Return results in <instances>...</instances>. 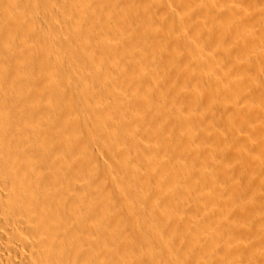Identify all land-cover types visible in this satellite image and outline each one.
I'll list each match as a JSON object with an SVG mask.
<instances>
[{
    "label": "bare ground",
    "instance_id": "obj_1",
    "mask_svg": "<svg viewBox=\"0 0 264 264\" xmlns=\"http://www.w3.org/2000/svg\"><path fill=\"white\" fill-rule=\"evenodd\" d=\"M89 1L96 4V6L94 4L92 5L91 2L88 3L89 9L87 10V14H86L88 23L94 24L96 26L95 28H99V27H103V26H107V27L109 26L113 30V27H112L113 24H111V23H114V21L112 22V20L109 19L110 20L109 22H111L110 23L111 25L109 23H108V25H104V24H107V22L104 23L105 19H103L104 17H102L100 14V12H102L101 10H103V8H101V6L103 4L102 0H95V1L89 0ZM111 1H110V4H113V5L117 4L116 6L118 8L119 0H118V3H117V0H113L112 2ZM74 3H75L74 0H0V264H139L140 262L138 263V259L140 257H141V260L142 259L144 260V264H172V261L174 259L173 260L171 259V256L169 255L171 253H168V254L166 253V255H165V256H167L166 258H168V256H170L169 258L171 259L170 260L168 258L169 260L168 259L166 260L165 256L162 257V255H164L163 253H161L162 251L161 252L159 251L162 248V245H159L158 243H160V241L162 242V239L160 238L161 240H159V241L156 238L153 239L152 237H154V235L151 237L152 232L150 234L149 231H147V228L151 224H152V226H153V223H157V224L159 223V225H161L160 222H162V221H160V219L163 215L161 214L159 217L160 212H158L161 209H159L156 212V210L158 208L155 209L154 207H157V206L159 207V206L163 205V207H165V209H166L165 211H171L172 213L174 212L175 216L177 213H179L180 214L179 217H181L182 220H181V218L177 217L178 215L176 217L178 218V220L180 219L182 221V223L184 222L183 220H186V222L193 223L194 225L196 224V222H198V223L200 222V217L204 211H202V213L200 212L201 215L198 214L199 215L198 216L197 212L199 211V209L197 207L195 208L194 204H193L194 208L188 207V206H190L188 204L189 200H188V202H186L184 200V198L182 197V196L185 197L184 191H183L184 192L183 195L181 193V196H178L179 195L178 194L177 195L178 197H175V196L170 197L168 195L160 193L161 189L159 192L157 190L158 188L157 189L152 188V190H150V192H148V189L150 188V187H148L147 188L148 193H147L146 191H143V190H146V188L143 190L138 189L136 187H140V185H135L134 183H133L134 186L133 185H125L126 186L125 190H124V188H122V187H124V185L122 186V182H120V180L122 181V179H123V178L121 179V176H123L125 173H128L129 170H130L129 171L130 174L129 173L128 174L130 176H132L131 172H133V175L138 174L140 176V174H141L143 176V173H140V170H141L140 166H139L140 164L139 165H136V163L132 164V163H134V161H132V162L130 161L129 154L135 153V154H139V156H140V150L144 151L146 149L147 145L141 146V144H139V145L137 144L139 146L140 150L135 149V148H138L135 146H134L135 148L133 146H131V148H133V149H130V148H128L129 146H127V144H124L123 146L121 144H117L115 142V140L112 139L107 134L106 139H107L108 144L110 146L114 147L115 150H120L119 151L120 155L118 157L115 156L116 157L115 160L118 161L117 166H119V169L121 168L122 175L119 174V173H121V170H119L120 171L119 173H117L116 171L114 173V172H111L110 169L105 168V169H108L107 171L109 173L111 172L110 174L108 173L110 176L109 177L110 180L109 181L107 180L108 183L104 182L106 180L97 176V174H98L97 172L101 168V167H99V166H101L100 161H99L101 159H96L95 156H92L90 154V152H88L89 149H87V148L93 146V144L98 143L100 141V138L103 135L106 128L108 130L110 129L109 123L113 122V115H110V116L105 115L104 117H102L100 115V113H101L100 109H86L84 106L85 105L84 102H86V101L84 100V97H83L82 93L80 92V88L83 85L88 84L90 82H96L105 91L106 87L117 84L116 82H118V81H116L117 79L116 80L114 79V77L116 76V75L114 76V74H118L119 71L121 73V68H124V66H126L125 69H127V65H129L130 63L129 64H126V63L128 61H130V59H132L131 57H133V55H135V53H130L131 49H129L130 51H127L126 50L127 47L125 45V47L123 46L124 51L122 50L123 48H121L119 46L120 49L122 50L121 52L114 50V48L119 49L117 47H114L113 49H107V50L103 47V50H106V51H103L104 52V54H103L100 51L101 47H99L100 43H101L100 39H102V38L99 39V37L97 36L98 33H100L98 31L103 29V28H101V29L99 28L97 32L93 31L95 36H93L92 40H89L90 39L89 38V39H87V42L81 41V42H84L82 45L83 48H79L80 50H78V49L74 50V48L72 49L71 47H74L73 45L77 44L78 43L77 41H80V39L77 40L78 38H74L73 40H72V38L74 37V35H78V37H79V34L81 35V32H80L81 29L74 25V22H75L74 18H76V17H73L77 11V9H75V8L78 7L77 5L75 6V4H77L79 2H77L75 4ZM91 5L93 7H91ZM106 6H108V8H110L109 6H111V5H106ZM102 7H105V5H103ZM91 8H93V10H90ZM97 8L98 9L101 8V9H99L100 11H97ZM105 8H107V7H105ZM111 8H112V6H111ZM114 9H115V7H114ZM122 9H124V8H122ZM115 10H117V9H115ZM66 12L69 13V14H67V16L70 15L69 17H66ZM125 12H126V10H125ZM122 14H125V13L123 12ZM116 16H117V14H116ZM119 16L122 20H124L123 19L124 15L121 16L119 14ZM119 16L117 18H119ZM103 20H104V22H103ZM129 21H130V19H129ZM176 21H178V20H176ZM182 21H183V19H182ZM116 22H118V21H116ZM180 22H181V20H180ZM260 22H261V20H260ZM263 22H264V19H263ZM114 24H117V23H114ZM121 24H120V26H121ZM176 24L178 26V24H180L179 21ZM61 25L67 26V27H65L67 29L69 28L68 29L69 34H68V30H67V33L63 32V30L65 28L62 29V31H61V27H62ZM123 25L124 24H122L121 28L123 27ZM183 25H184V23H183ZM183 25H181V26H183ZM109 27L106 29H109ZM118 27H119V25H118ZM180 27H178V28H180ZM124 28H125V26H124ZM124 28H122V29H124ZM131 28L132 27L129 28L130 31H127L129 34L127 32H122L121 35L123 36V33H127L128 35H130V32L132 31ZM168 28L170 29V27H168ZM168 28H167V30L169 31ZM114 30H116V29L114 28ZM124 30H128V29L125 28ZM103 31H105V30H103ZM109 31H110V29H109ZM109 31L106 30L105 32L110 33ZM120 31H121V29H120ZM39 32H41L43 34L44 41L37 43L36 40L38 38L35 39L36 38L35 36ZM105 32H101L102 33L101 35L102 36L107 35V34H105ZM111 33H113V32H111ZM131 33H133V31ZM171 33H167V35L168 34L170 35ZM201 33L202 32H200V34ZM70 34H71V36H70ZM173 34L175 35L176 33H173ZM177 34L179 35V33H177ZM214 34H215V31H214ZM118 35H119V32H118ZM121 35H120V37H122ZM146 35L147 34H145V36ZM159 35L161 36V34H159ZM162 35L164 38L165 35L164 34H162ZM37 36H38V34H37ZM102 36H100V37H102ZM110 36H112V35L109 34V36H107V37L109 38ZM114 36H115V34L113 35V37ZM202 36H204V35H202ZM206 36H208V34ZM145 38H147V36ZM218 38L219 37L217 35V38H216L217 42L219 40ZM222 38H220V43L222 41ZM75 39L77 40L76 42H74ZM124 39H125V37H124ZM127 39H125L126 43H127ZM129 39H130V37H129ZM206 39H207V37H206ZM208 39L210 40V37H208ZM209 40H207V41L205 40V42L209 43L208 42ZM214 41H216V40H214ZM214 41H212V42H214ZM225 41H226V39H225ZM247 41H248V39H247ZM126 43L124 42V44H126ZM243 43H245V42H243ZM129 44H130V42L128 41V45H127V46H129L128 48H130ZM222 44H223V42H222ZM222 44L220 46L223 47ZM226 44H227V41H226ZM245 44H247V43H245ZM245 44H244V46H245ZM117 45L118 44H116V46ZM164 45L166 47L170 46L168 44L167 45L164 44ZM77 46H79V45H77ZM165 46H164V48H166ZM171 46H172V44H171ZM226 46H229V45L227 44ZM241 46L242 45H240V48H241ZM244 46H243V48H244ZM238 47H239V45H238ZM253 47H254V45H253ZM259 47L261 48L262 45L261 46L259 45ZM243 48H242V51L247 49V48H245L243 50ZM262 48H264V47H262ZM98 51L101 55L103 54V56H102L103 59H106V61L108 62L107 66H102V65H99L97 63L96 56H98L97 55ZM240 51H238V52L240 53ZM196 52L199 53L202 51H199V52L195 51L194 53L196 54ZM244 52H246V51H244ZM253 53L251 52V55ZM191 54H193V53H191ZM202 54L199 53V56H197L198 54L195 55V57L197 56V59L196 58L195 59L198 60V57L200 59L201 58L200 55H202ZM235 54H237V53H235ZM149 55H148L149 60H148V57L146 56L147 60L145 59V61L150 62L153 59L152 57L150 59ZM166 55L169 56V58H171L172 56H174V57L176 56L174 53L172 54V56H171V54L169 55V52L166 53ZM166 55H163L164 57H162V55H161L162 58H165V59H163L166 61V62L163 61L164 64L166 63L165 65H167L171 61H175V59L170 60ZM240 55H243V54L240 53ZM240 55H239V57L241 58ZM140 56H139V58H140ZM155 56H158V55L154 54L153 57L156 58ZM190 56H194V55H190ZM249 56L250 55H248L246 57H249ZM161 57H158V58H161ZM139 58L137 57L136 59H139ZM204 58H206V57H204ZM204 58H201V60H199V61L202 62V60H204ZM236 58L238 59V57H236ZM121 59H124V62L126 60V63H125L126 65H124L123 63L120 62ZM131 61H133V60H131ZM135 61H136L135 64L138 65V62L139 63L141 62V58H140V61H138V60H135ZM154 61L155 60H153L151 62L153 63ZM160 61L156 60L155 61L156 63L154 62L155 65L152 64L153 66L157 67V69L155 67H153L154 69H156L155 70V71H157L156 73H158V69L160 67L159 65L157 66L156 64H158L157 62H160ZM143 62H144V58H143ZM179 62H181V61H178V63ZM119 63H120V65L122 64L124 66H122L120 68V70L117 71L118 73H115L117 70L116 68H118L117 66H119ZM176 63H177V61H176ZM192 63H190V64H192ZM136 65H133V66H136ZM160 65H163V63L162 64L160 63ZM142 66H140V67H142ZM147 66L149 67V63L146 65V67L144 65L145 68H147ZM150 66H151V64H150ZM164 66H162V67H164ZM168 66H169V64H168ZM130 67H132V65L128 66V68H130ZM179 67H180V65H179ZM135 68H138V67L136 66ZM153 68L151 66V68H148V70L151 69V72H152ZM174 69H175V67H174ZM174 69L169 67V71L170 72L172 71L171 73L176 72L175 70H177V69H175V70ZM129 70L131 71V68ZM145 70L146 69H144V71ZM133 71H135V72L139 71V68L137 70H132L131 75L134 74ZM142 72H143V70L141 71V74H140V71L138 74L141 76ZM124 73H125V71H124ZM148 73H150V72H148ZM152 73L154 74V72H152ZM171 73L168 75L173 76L174 74H171ZM159 74L162 77H160ZM159 74H156V75H158V79L159 78H161V79L165 78L163 76L164 73H163V75H161V73H159ZM126 75L124 74L123 76L127 77L128 75H130V73L127 76ZM147 75L148 74L146 73V75H143V77L144 76L147 77ZM177 75H178V73H177ZM123 76H122V78H124ZM117 77H120V76L117 75ZM117 77H115V78H117ZM132 77H133V75H132ZM174 77L175 76H173V78ZM138 78H140V77H137L135 80L138 81ZM161 79H160V81H161ZM113 80H115V83ZM118 80H120V82H118V84L119 85L121 84V86L127 84L125 79H123L125 81V84H123V85H122V83H124V82L121 83L122 80L120 78ZM62 81H69L70 83H72V85H73V91L72 92H73L74 100L80 109H38L40 106V100H39L40 95L44 96V94H48L47 97H49V95H50L51 97L54 96L56 98V97H60V96L64 95L67 92V90L62 86V84H60ZM127 81H128V79H127ZM170 81H171V78H170ZM166 82H167V80H166ZM184 82L185 81H181L180 83L183 85ZM129 83H128V85L125 86L124 89H126V87H127L126 91L128 89H131L129 91H131V93H132V91L135 89L136 83L134 84V88L133 87L131 88L130 87L131 84L129 85ZM138 83H137V85H139ZM178 83L179 82L175 83L174 86H176V84L178 85ZM118 84H117V86H119ZM162 84L159 83L158 86L162 85ZM117 86H115V87H117ZM121 86H120V88H121ZM183 86L186 87V85H183ZM120 88L117 87V89H120ZM138 88H139V86H138ZM114 89L116 90V88H114ZM122 89H123V87H122ZM139 89H137V91H139ZM171 89H169V90H171ZM173 89L175 90L176 88H173ZM169 90H167V92ZM106 91H105V93H106ZM117 91L118 90L112 91V92L114 93ZM126 91L124 93L123 92H121V93H123V95H127L129 93V91L128 92H126ZM134 91H133V93H134ZM141 92H143V90H141ZM172 92L175 93L176 91H172ZM163 94L161 93V95H158L157 98L159 96H163ZM123 95H122V97H123ZM129 95H131V94L129 93ZM135 95H137V93ZM135 95H134V97L136 98ZM107 96H109V94ZM126 97H128V95ZM134 97L132 98L133 100H134ZM128 98H130V97H128ZM139 98H141V97H139ZM144 98H142V99H144ZM124 99H126V98H124ZM83 100H84V102H83ZM129 100L130 99H128V101ZM105 103H108V102H105ZM132 103H134V101H132ZM108 104H107V106H108ZM174 104L175 103L170 104L171 107H173ZM213 107H214V110L219 109V106L216 102H213ZM179 110L180 109H178V111ZM158 111H159V109L157 110V112ZM168 111H169V109H168ZM174 111H175V109L172 112L174 113ZM184 111H185V109H184ZM169 112H171V111H169ZM179 112H178V114L177 113H174V114H176V115L181 114ZM189 112H194V111H188L187 114ZM151 115H149V116L151 117ZM149 116H148V119L150 118ZM154 116H153V118H154ZM159 116L161 118L162 115H159ZM166 116H165V118H167ZM239 116H241V115L239 114ZM170 118L178 119V118H175V116L169 117V119ZM148 119L144 120V121H148V123H150ZM184 119L185 120L179 119V120L173 121L172 125H175L177 123L178 126H181V127L185 126L186 128H188L190 125L196 126L197 121H199V119L197 120V117L195 116L194 113H189ZM171 120L172 119H170L169 121H165V122H170ZM151 121H152V118H151ZM155 121H156V119H155ZM155 121H153V122H155ZM129 122H128V124H130L132 126L131 121H129ZM157 122H158V120L156 121V123ZM148 123L144 124V125L147 126ZM115 125L116 124H113L114 127H112L111 130L113 131L114 134L119 136V134L121 135V133H123L125 130H127L126 127L127 128L129 127L130 131L132 130V132H134V133L136 130H137V133H139L137 128H139V126H142L143 124H140L139 126L137 125L138 127H136V128L134 125H133L134 127L133 126L130 127V125L129 126L124 125L123 127L125 128V130H122V131H121V129H123V127L120 129L119 127H117ZM158 125H156V126H158ZM197 125H199V124H197ZM149 126L150 125H148V127ZM151 126H152V124H151ZM156 126H155V130L157 128ZM158 127L159 128L157 131L160 132L162 130L161 126H158ZM133 128L136 130L134 131ZM147 128H146L147 132H145V130H144V133L149 135V132H148L149 128L148 129ZM197 128L198 127H195V129H197ZM139 129H141V127ZM152 129H153V127H152ZM108 130H107V132H108ZM193 130H194V128H193ZM84 131L91 134L90 138L91 137L92 138L90 141H89V139L87 141L82 140V137L80 134ZM112 131H111V133H112ZM128 131H127V133L129 134L130 131L129 132ZM152 131L155 132L154 129ZM132 132H130V135H129L130 137H131ZM153 132H151V135ZM137 133H135L137 135L136 136L137 138L135 137L136 139H138V136L139 137L141 136V135H138ZM144 133H142V134H144ZM229 133H231V132H229ZM231 134L233 135V133H231ZM132 135L134 136L133 133H132ZM148 135H146V136L149 139L150 137H148ZM161 135H162V133H161ZM161 135L159 134L160 137H161ZM232 135H231V138L233 137ZM146 136H144V137H146ZM156 136L158 137V135H156ZM102 137H104V136H102ZM155 138H154V142L151 141V143L152 142L154 143L152 146H154L156 143ZM158 139H160V138H158ZM161 139H162V137H161ZM91 141H94V143H92ZM156 141L158 142V140H156ZM137 143H139V142H137ZM178 144L177 143L172 144V142H170V144L168 146L169 149L166 148L167 146L165 148L167 150H170V151H168V153L171 152L170 154H172V155L174 152H175L174 154H178V150H179ZM96 145L97 144H95L94 146H96ZM99 145H101V144H99ZM156 145H157V143H156ZM179 145H181V144H179ZM103 146H100L99 148L101 149L103 147L104 149L102 151L106 152L107 146L104 143H103ZM125 146H127V147H125ZM157 146H159V147L162 146V149H164L165 145L163 146V145H160V143H159V145H157ZM150 148H151V146H150ZM91 149H93V148H91ZM95 149L99 150L97 147H95ZM147 149H149V148H147ZM156 149H157V147H156ZM156 149L154 151H152V149H151L150 150L151 153L152 152L156 153L157 152ZM166 149H164V150H166ZM132 150L134 152H132ZM191 150L193 151V149H191ZM99 152H100V150H99ZM115 152L116 151H114V153ZM144 152H146V151H144ZM147 152L144 153L143 156H145V158L149 161V163H152V161H153L152 167H154V172L152 173V169H150L149 163H148L149 166H147V167H149V169L151 170V173L153 175L155 174L154 177L157 176V178H161L160 176H163V175L164 176L165 175H170V176L172 175V177H174L177 182L183 184V187L186 188V190L187 189L190 190L191 188H193V186H191V181H193L194 179H197L198 177H203V178L205 177L204 181L210 180L211 178L206 179V177H210V176L212 178H214L213 180L217 179V177H216L217 175L214 174V170H216V169H214L213 167H210L209 165H202L201 164V162L203 164H207L205 161H204L205 162L204 163L203 161L200 160L201 162H199V164H198L199 166L195 165L196 161L198 160V159H196L198 156L192 157V158L196 159V161H194L191 158V156L196 155V154H192L188 159L189 161L186 159L187 162L184 160L186 157H182L183 158L182 161H177V158L181 156V155L179 156V154H178V157L177 158L174 157V158H176L177 162L181 163L180 164L181 166L179 164H178L179 166H177V162H176V164H174V165L169 163L170 166L168 165V163H165L168 166V167H165L166 165L163 164L165 160L163 158H161V154L159 157H160V160H162V161L164 160L163 162L157 158L159 153L158 154L154 153L155 155H157V156H155V155H151ZM158 152L161 153L160 149L158 150ZM187 152H189V150ZM99 154H102V152H100ZM116 154H114V155H116ZM183 155H184V153L182 154V156ZM96 156H98V155H96ZM137 156L138 155H136L134 157H136L138 159L139 157H137ZM175 156H177V155H175ZM219 156H220V154H219ZM99 158H101V156ZM141 158H139V159H141ZM110 159H112V158H110ZM131 159L133 160V157ZM192 160L195 164L192 162ZM260 160H261V158H260ZM104 161H102V163ZM113 161L114 160H112V163H113ZM130 162H131V164H130ZM154 162H155V164H154ZM165 162H167V161H165ZM105 163H107V162H105ZM110 163H111V161H110ZM162 165H164V167H162ZM175 165H176V167H175ZM221 165H223V164H221ZM103 166L105 167L106 165H103ZM107 166H108V164H107ZM113 166L115 167L116 165H113ZM113 166H111V167H113ZM226 166H227V164H226ZM161 167L164 168V170L161 169ZM227 167H229V166H227ZM229 168L231 169V167H229ZM229 168H227V169H229ZM159 169H161V175H160ZM224 169H225V167H224ZM146 170L148 171V173L146 172ZM146 170H144L146 172V175L143 177L144 179L143 178L142 179L145 180V177H147L146 182L148 183L149 182L148 179L150 178V177H148V176H150L149 175L150 170H148V169H146ZM162 170H163V173H162ZM158 171H159V175L157 174ZM217 171H218V169H217ZM221 171H222V168H221ZM228 171L224 170V171L220 172L218 177H222L221 178L222 180L225 178H227L229 180V176L231 178L232 174H229ZM232 171H231V173L236 174L237 172L235 173L234 171H239V170H232ZM238 173H240V172H238ZM247 173H249V172H247ZM164 176H163V178H164ZM241 176H242V174L239 176L236 174V177L234 175L233 177H235V178H233V179H236V178L239 179V177H241ZM248 176H251V175H248ZM128 178H129V176H128ZM163 178H161L160 180H162ZM254 178H255V176H254ZM129 179H128V181H129ZM221 179H219V180L221 181ZM238 179L232 180V182H230V183H234V181L236 182ZM250 179L251 178H249V180ZM246 180H248V179H246ZM128 181L125 180L124 181L125 183H123V184H126V182H128ZM204 181L198 180V182H199L198 183L197 181L194 180V182H197V185H199L200 183H203ZM223 181H225V180H223ZM227 181H225L224 186H228L227 184H229V186H230V183H226ZM238 181H240V180H238ZM248 181H247V183H248ZM256 181H259V180H256ZM129 182H131V181H129ZM143 183L146 185L145 181ZM256 183H258V182H256ZM258 185L261 186L259 183H258ZM233 186L238 187L236 185H233ZM142 188H143V186H142ZM199 188L202 189L201 187H199ZM203 189H204V186H203ZM233 189H235V188H233ZM188 190L186 192L187 194L189 193ZM136 192L139 193L138 196L139 197L141 196L142 201L144 199H146L147 200L146 203L151 205V206H149L147 204V208L150 209V207H151V210L153 209V211L147 210L149 212L143 210L144 212L142 214H140L142 212V210L139 211L140 213H138V214L142 215V217L139 215L141 217V222H140V220L139 221L137 220V219H140V217L137 218V216H136L137 214H135V212L137 213V211H135L136 206L133 205L135 202H136V204L140 203L141 198L140 199L138 198L140 200L138 202V201H135L137 199L134 196L133 204H132L131 202H132L133 197L132 198L129 197V196H133L134 195L133 193H136ZM229 192H231V191L229 190ZM151 193H156V194L158 193V194L155 196V195H152ZM190 193L193 194V191L192 192L190 191ZM232 193H234V192H232ZM103 194H109L110 195L109 197H111V195H112L120 207L126 208L127 210H129V212L132 213L131 215H129V212H128L129 216H132L134 213V215H133L134 217L132 216L131 219L136 218L133 220L139 226V229H138L139 231H137L138 233H136V235L138 234V236H136L134 234L136 237H134V236L127 237V235H126L127 232L131 231V230H128L127 232L124 231L125 225L127 224V222H126L127 218L125 220L123 218V216L119 215V212H117L116 209L110 208V206H107V205L105 206V204L102 202V200H104V199H102ZM150 194H151V196H150ZM187 194H186V196H187ZM228 194L224 195L225 199H228V198H226V196ZM160 195H163V196L165 195V196L162 197ZM153 196H155V197L153 198ZM128 197H129V199H128ZM189 197H190V195H189ZM207 199H208V197H207ZM129 200L131 202H129ZM209 200H207V202H209ZM80 201H81V203H80ZM223 201L228 202L226 200H223ZM233 202H235V200H233ZM191 206H192V202H191ZM207 206H204L203 208L207 209ZM138 207L139 206L137 205V208ZM163 207H161V208L163 209ZM154 209H155V211H154ZM206 209H205V212L207 213L208 210L206 211ZM201 210H202V207H201ZM244 210L242 211L243 215H244ZM249 211L250 210H248V212ZM171 212L169 214L170 217H172L171 215H174V214H171ZM157 213H158V217L160 218L158 221H160V222H157V218L155 216V214H157ZM161 213H164V210ZM249 213H252V211ZM249 213H247L245 216H247L248 219L250 220L249 216H252L253 214L249 215ZM222 215L221 216L219 215L220 219L216 218V216H215L216 221H217V219L219 221L221 220L220 222L217 221L220 224L223 221L221 219ZM224 215H223V217L226 218ZM165 216L166 215H164V217ZM175 216H174V218H175ZM164 217L161 219V220H165L163 222H166L168 218L171 220L170 217H165V218ZM203 217H201V220H203ZM206 217H207V215H206ZM115 219H117V223L115 222ZM234 219L236 220V218H234ZM237 219H239V218H237ZM204 220H207V218ZM225 220L226 219H224L223 222H225ZM171 221H173L171 223V224H173V226L170 225L169 223L168 224L170 226L176 228L175 225L178 223L177 219L175 220V222H174V219ZM239 221H236V222L238 223ZM227 222L228 221H226V223ZM234 222L235 221H233L232 223H234ZM246 222H244V224L241 222L240 224L245 225ZM203 223H206V224H204V226L206 225L205 226L206 228L205 227L203 228L202 227L203 225L201 226L200 225L201 222H200L197 226V227H199V229H197V230L198 231L200 230L199 233H201V234H198L197 233L198 231H196V233L198 234V235L197 234L196 235L198 237H199V235H201L200 237H203V239L204 238L208 239L210 234H211V231L209 229L210 226H209V224L207 225V222H203ZM226 223H225V225H227L226 226V230H227V227H231V226H228V224H226ZM157 224H156V229H153L154 226L152 228L154 230L153 232H155V233H156L155 230H157V228L159 227V226H157ZM215 224H213V226ZM223 224L224 223H222V225H220V226L223 227ZM132 225H130V227H134ZM179 225H180V228L183 229L182 228L183 226L181 227L182 224H179ZM179 225L177 224V227ZM189 225L187 226L188 228L191 226V225L190 226ZM225 225H224V228H225ZM172 227H169V229L173 230ZM184 227L186 228L185 225H184ZM195 227H193V228L195 229ZM246 227H248V226H246ZM246 227L244 228L245 230H246ZM120 228L123 230V232L121 234L122 236L120 235L119 236L120 238H118L116 236V230H118ZM143 228L146 229L144 234H142ZM164 228L165 227L163 226V228H162L163 231H166V230H164ZM188 228L183 230V233H182V230L179 233V234L182 233L184 236V239H181V240H186L187 238H189L190 241L192 240L193 245H197V246H199L200 244L202 245L203 244L202 238L197 237L199 239L198 240L197 238L193 239V238L189 237V234H191V230H193V229L188 230ZM232 228H234V227L232 226ZM169 229H167V230H169ZM205 229H208V230H205ZM125 230H126V228H125ZM140 230H141V232H140ZM174 230H176V229H174ZM233 230H235V229H233ZM173 231L170 234H173ZM223 231L224 230H222V232ZM228 231H231V230H227V232ZM235 231H233V232H235ZM241 231H243V230H241ZM169 232H168V234L165 233V235L169 236ZM194 232L195 231H193V233ZM156 234H158V233H156ZM162 234L164 235V233L160 234L161 237H162ZM225 234L226 235L223 238L224 239L226 238V240L223 241L224 239L222 238V241H223L222 242V241H220L221 240L220 239L219 245L221 242L222 243L226 242V244H228V245L231 244L230 241H232V240L229 241L228 235H230V239H231L232 234H227V233H225ZM129 236H131V234ZM166 236H165V238L163 236V241L165 243H167L164 240V239H166L169 242V246H170V243H171L170 241L172 240L171 244H173V236H176V234L172 235L171 240H168V239H170V237L169 238L167 237L168 238L167 239ZM186 236H188V237L186 238ZM133 237L135 239L137 237H139V239L143 243L142 245L147 244V246H145V248L146 247L149 248L150 246H152L151 244L155 245V243H157L159 245V246L157 245V247L159 248V249L157 248L158 251L156 250V248H153L156 245L152 246V249L149 248V250H147L146 252L148 253V251H150L149 255L150 254L152 255V257L150 258L151 255L149 256L145 252V250L147 248L144 249V246L140 245L141 246L140 251H138V249H135L136 247H134V245L132 243H130L131 242L130 241L129 242L130 244L128 243V245L127 244L126 245L128 246V248H129V245L130 246L133 245L134 249L138 252L134 253V251H135L134 249H132L131 251H133V254H139V256L129 254V253H131L129 249L133 248L132 246L128 249L129 253L126 250V252L128 254H126V252H124L125 254L124 253L120 254L121 252L119 253L117 242L120 245V243H122V242H119V241L124 240V242L126 243V242H128V238L131 239ZM176 237L179 238L180 236L178 235ZM221 237H222V235H221ZM178 238H176V239H178ZM118 239H120V240L118 241ZM174 239H175V237H174ZM189 239H187L188 242H189ZM201 239H202V241H201ZM233 239H234V237H233ZM200 241H201V243L199 244ZM141 242H140V244H141ZM164 242H162L161 244H163ZM175 242H176V240H175ZM182 242H184V241H182ZM203 242H205V241H203ZM122 244L124 245V243H122ZM148 244H150V245H148ZM189 244H187V245L189 246ZM123 245L120 247H126V245L125 246H123ZM176 245H177V243H176ZM160 246H161V248H160ZM169 246L165 245L163 247L164 248L166 247L168 249ZM171 246H173V245H171ZM197 246H195V248ZM215 246L217 247V243ZM215 246H214L212 254L210 255V257H212L213 260L208 261L207 258L209 256L208 257L206 256V258L203 257L202 256L203 254L202 253H201L202 255L200 254L201 250L198 249V254L192 255V264H225L226 263L225 261H227V260L222 255V249L219 250L220 251L219 253L217 252L218 248L221 245L218 248H216ZM176 247H178V246H176ZM193 248H194V246H193ZM121 249L122 248H120V250ZM189 249H191V248L189 247ZM184 250L185 249H183V251ZM121 251L123 252L125 250H121ZM168 251H170V247H169ZM191 251L194 252L192 249L190 251L188 250L186 252L189 253ZM248 251L251 252V250H248ZM166 252H167V250H166ZM174 252L176 253V251H173V253L171 255H175ZM186 252H185V255H183L184 252H182L183 254L181 253L180 256L175 255L174 258H176V261L177 262L182 261L183 258H185L186 254H187ZM192 252L190 254H192ZM230 252L232 253V251H230ZM177 254H178V251H177ZM249 254L250 255L253 254V256H254V253H249ZM249 254H247L246 256H249ZM182 255H183V257H181ZM245 257H243V258L245 259ZM251 257H252V255H251ZM188 258L190 259V257H188ZM163 259H165V260H163ZM246 259H248V258H246ZM249 259H248V261H250ZM246 262H247V260H246Z\"/></svg>",
    "mask_w": 264,
    "mask_h": 264
},
{
    "label": "rangeland",
    "instance_id": "obj_2",
    "mask_svg": "<svg viewBox=\"0 0 264 264\" xmlns=\"http://www.w3.org/2000/svg\"><path fill=\"white\" fill-rule=\"evenodd\" d=\"M74 1H75V3L79 2L77 4L74 3L75 6L76 5L78 6L75 8V9H77V11L75 10L76 14H74V16H73V17H76V18H74V21H75L74 25L81 29V31H80L81 35L79 34V37H78V35H74L73 38L71 37L72 40L74 38H78L77 40L80 39V41H77L75 39L74 42L77 41L78 43L77 44L74 43L75 44V45H73L74 47H71V48L72 49L74 48V50L75 49L80 50L79 48H83L82 45L84 42H87V39L90 38L89 40H92L93 36H95L93 31L97 32L99 28L100 29L103 28V29L98 31L100 33H98V35H97L99 37V39L100 38L103 39V40L100 39L101 40V43L99 46V47H101L100 51L104 54L103 51H106L107 49H113L114 47H117L119 49L121 47V48H123L122 50L124 51L125 45L127 48L129 47V46H127L128 41H129L130 42V44H129L130 48H128V49L126 48V50L130 51L129 49H131L132 52L130 51V53H135V55L132 54L133 55V57H131L132 59H130V61H128L127 63H126V60L124 62V59H121V61L120 60L119 61L121 63H123L124 65L130 63L129 65H132V67H130L131 71L137 70L139 68L140 74H141L142 70L144 72V73L142 72V75L140 76L138 74L139 71H136L137 73L135 71H133L135 75L132 74L133 75V77H132L131 71L129 70L130 68H128L129 65H127V69H125L126 66H124L122 64L120 65V63H119L120 67L117 66L119 69L116 68L117 70L115 73H118L117 71H119L122 66H124V68H121V73L123 72L122 73L123 75L124 74L128 75L130 73L131 76L126 75L127 77H125L119 71V73L114 74V76L116 75L115 77H117V75H119L120 77H117V78L114 77V79L115 80L117 79L116 81L120 82V80H118L120 78L122 80L121 83L124 82V83H122V85L125 84V81L123 80V79H125L126 83H127L126 85H128V83L130 82L129 85L131 84L130 85L131 88L132 87L134 88V84L136 83L135 85L137 87L135 86V89H134L135 91L133 90L134 93H133V91H132V93H131V91H129L131 89H128L126 91L127 87H126V89H124L126 85L121 86V84L119 85L118 82H116V83L119 86H117V84H114V85H111L109 87H106L105 91L108 89L106 91V93H105L104 89H102L99 86V84H97L96 82H90L88 84L83 85L80 88V92L82 93L84 100L86 101V102H84V100H83V102L85 104L84 106L86 109H100V112H101L100 115L102 117H104L105 115H109V116L113 115V122L109 123V126H110L109 130L107 128L105 129V131L102 135L104 137L101 136L100 141L98 143H95V144H97L96 146H94L95 144H93V146L87 148L90 150V151L88 150V152H90V154L92 156H95L96 159H101V160H99L100 164H101V166H99V167H101V168L97 172L98 173L97 176L106 180L104 182H107V180L108 181L110 180L109 174L111 172L115 173V171H116L117 173H119L120 172L119 170H121V168L119 169V166H117L118 161L115 160L116 157H118L120 155V152H119L120 150H115L114 147H112L108 144L107 139H106L107 134L112 139H114L117 144H121L122 146L124 144H127V146H129L128 148H130V149H133V148H131V146L138 147V148H135V147L134 148L139 149V146H138L139 144H141V146L147 145L146 149L144 151L147 152L149 150L147 153H149L151 155H155L156 153L157 154L159 153L158 156L155 155V156H157V158L159 160H160L159 156L161 154V158H163L165 161H167V162H165L163 160L164 161L163 164L168 163V165H169V163H170V164L174 165V164H176L177 161H182L183 160L182 157H186L184 159L186 161V159L188 160L192 154H196V155H192L191 158L193 156L194 157L198 156L196 158L198 160L196 161V159L192 158L194 161H196V164L193 162V160H192V162L195 165H198L199 162L205 161L207 164H203L202 162H201V164L202 165H209L210 167H213L214 169H216V170H214V174L217 175L216 176L217 179L213 180L214 178H212L211 176L206 177V179L207 178L212 179V180L210 179L208 181L207 180L204 181L205 177L204 178L198 177L197 179H194L197 182H198V180L204 181V182L200 183L201 185L200 184L197 185V182H194V180L191 181V186H193V188H191L192 190L191 189L190 190L187 189V190L189 193H190V191L191 192L193 191V194L192 193L187 194L186 193L187 190H186V188L183 187V184L177 182L175 180V178L172 177V175L171 176L170 175H165V176L163 175L164 178H163V176H160L161 178H163L162 180H160L161 178H157V176L154 177L155 174L154 175L152 174L154 172V167H152L153 161H152V163H149V161L145 158V156H143V154L146 152H144L143 150H140V149H139L140 150V156H139V154H135V153L132 154L131 153V154H129V158H130L131 162L134 161V163H132V164H135V163H136V165L140 164L139 165L140 169H141L140 173H143V176L141 174H140V176L138 174L133 175V172H131L132 176H130L129 175L130 170L128 171L129 174L125 173L123 176H121V179L122 178L123 179H122V181L120 180V182H122V186L124 185V187H122V188H124V190L126 189L125 185H133V183H134L135 185H140L141 188L135 186L138 189L143 190L146 188V190H143V191L147 192L148 187H150L148 189V192H150V190H152V188H154V189L158 188L157 190L159 192L161 189L160 193L168 195L170 197H173V196L178 197V196H181V193L183 195V193L185 192V194H184L185 197L184 196H182V197L184 198V200L186 202H188V200H189L190 203L188 202V204L190 206H188V207L194 208V205H195V208L197 207L199 209V211L197 212V215L198 214L201 215L200 212L202 213V211H204L203 214L201 215V217L204 216L203 220H201V217H200V222H201L200 225L201 226L203 225L202 227L204 228L206 226V225L204 226V224H206V223H203V222H207V225L209 224L210 227L209 226L208 227L211 231V234H210L208 239H205V238L203 239V237H200L201 235H199V237L197 236L198 234H201V233H199L200 230L199 231L197 230V229H199V227H197V226L200 222L199 223L196 222V224L194 225L193 223H188V222H186V220H183L184 222L182 223V221H181L182 218L179 217L180 216L179 213H177L176 216L178 215L177 217L181 218V220L180 219L178 220V218L175 216L174 212L172 213L171 211H165L166 209H165V207H163V205H161L159 207L158 206L154 207L155 209L158 208L156 210V212L159 209H161L158 211V212H160L159 217L161 214L163 215L161 217V219L164 217V215H166L165 217H170L169 214L171 212V214H174V215H171L172 216V217H170L171 220L174 219V222H175V220L177 219L178 223L177 222L176 223L178 225L182 224L181 227L183 226L182 227L183 229L180 228V225L178 226L179 227L178 228L177 224L175 225L176 228L172 227L173 224H171V223L173 221H171L169 218L168 219L166 218L167 221L163 222L165 220H161L158 217V213L155 214V216L157 218V222H160V221H162V222H160L161 225H159V223L158 224L153 223L154 228H153L152 224L149 226L151 229L152 228L156 229V224H157V226H159L158 228L159 229L161 228L160 230L158 228H157V230H155L156 233H158L159 235L156 234L155 232H153L154 231L153 229L151 230L149 227L147 228V231H149L150 234L152 232L151 237L154 235V237H152L153 239L156 238L158 241L162 239V242H164L163 236L165 238V236H166L165 233L168 234L169 231H170L169 236H166V238L170 237V239L167 238L168 240L172 239L171 238L172 235L176 234V236H178V235L180 236L179 238L176 236H173V244H171L172 243V240H171L170 246H169V242L166 239H164V240L167 243L164 242L163 244H161L162 243L161 241H160V243H158L159 245H162V248L160 246L161 249L159 250L160 252L162 251L161 253L164 254V255H162V257H164L166 255V253L172 254L173 251H176V253L174 252L175 255L180 256V254L182 252H184V254L183 253L182 254L185 255L186 251H188V250L190 251L192 249L194 252L191 251L192 254H190L191 252H189V253L186 252L188 255L186 254L185 258H183V260L179 261V262H177L176 258H174L175 255L169 254L171 256V259L172 260L174 259L178 264H192V255L198 254V249H199V250H201L200 254L202 253L203 255L202 254L201 255L203 257L206 258V256L207 257L209 256L207 259H208V261H210V260H213L212 257H210V255L212 254L214 246L217 243V247L215 246L216 248H218L220 245L223 247L222 248L220 246L221 248L219 247L217 252L219 253L220 252L219 250L222 249V255L227 260V261H225L226 262L225 264H264V48H262V47H264V26H263L264 25V22H263V19H264V0H119L120 4L118 3V0H117V3L119 5L118 8L116 6L117 4H114L115 6L113 4H110L111 0H108L109 2L107 0L106 1L102 0V3H103L102 6L105 5V7H107V8H105V7L101 6V8H103V10H101L102 12H100V14L102 17H104L103 19H105V22H104V20H103V22L104 23L107 22V24H104V25H108V23L110 24L111 23V22H109L110 20H112V22L114 21V23H117V24L111 23V24H113V26H112L113 30L108 26L110 31H109V29H106V28H108L107 26L95 28L96 26L94 24L88 23L86 14H87V10L89 9L88 3L91 1H89V0H80V1L74 0ZM91 3H92V5L94 4L93 2H91ZM92 5H91V7H93ZM94 5L96 6V4H94ZM106 5H111L113 9L111 8V6H109L110 8H108V6H106ZM113 6L117 10H115ZM121 7L124 9H122ZM101 8H99V9H101ZM99 9L97 8V11H100ZM90 10H93V8H91ZM125 10H126V12H125ZM123 12L125 14H122ZM67 14H69V13L66 12V17H69L70 15L67 16ZM116 14H117V16H116ZM119 14L121 16L124 15V17H123L124 20H122L120 18ZM118 16H119V18H117ZM129 19H130V21H129ZM179 19L181 20V22ZM182 19H183V21H182ZM176 20H178L180 23V24H178V26L176 24V23H178V21H176ZM260 20L262 23L260 22ZM116 21H118V22H116ZM123 21L125 23L126 22L127 23L125 24ZM182 22L184 23V25ZM121 23L124 24L122 28H124V26H125V28H127L128 30H124L125 28L122 29ZM120 24H121V26H120ZM118 25H119V27H118ZM179 25L180 26L183 25V26L180 27ZM65 27H67V26L63 25L61 27V31ZM130 27H132L131 29H132L133 33H131L132 32L131 31L130 35H128L129 33L127 31H130V29H129ZM168 27H170V29ZM178 27H180V28H178ZM114 28L116 30H114ZM167 28L169 29V31L167 30ZM68 29L65 28L63 30V32L67 33ZM120 29H121V31H120ZM103 30H105V31L107 30L110 33H107ZM157 30L159 32L162 30L163 32L161 31L159 33ZM214 31H215V34H214ZM101 32H105V34H107V35L102 36ZM111 32H113V33H111ZM118 32H119V35H118ZM122 32H127L128 34L123 33V36H122L121 35ZM200 32H202L201 34L204 36H202L200 34ZM144 33L147 34L146 35L147 38H145L146 36ZM158 33L161 34V36ZM167 33H171V34L170 35L168 34L169 35L168 36ZM173 33H176V34L174 35ZM177 33H179V35ZM37 34H38V36H37ZM37 34L35 36L36 37L35 39L38 38L36 40V42L40 43V42L44 41L43 34L41 32H39ZM68 34H69V30H68ZM109 34H111L112 36H110L108 38L107 36H109ZM114 34H115V36L113 37ZM162 34L165 35L164 38H163ZM205 34L206 35L208 34V36H206ZM120 35L123 38L120 37ZM217 35L219 37L218 42L216 39ZM70 36H71V34H70ZM100 36H102V37H100ZM103 37L104 38L106 37V38L104 39ZM124 37H125V39L128 38L127 43H126V40L124 39ZM129 37H130V39H129ZM206 37H207V39H206ZM208 37H210V40L208 39ZM220 38H222L221 43H220ZM246 38L248 39V41ZM225 39H226L227 44L229 46H226L227 44H226ZM205 40L206 41L209 40L208 41L209 43H206ZM214 40H216V41H214ZM81 41H84V42H81ZM212 41H214V42H212ZM242 41L247 43V44L243 43ZM124 42L126 44H124ZM222 42H223V44H222ZM116 44H118V45L116 46ZM164 44H166V45L168 44L170 46L166 47ZM171 44L173 47L171 46ZM221 44L223 45V47L220 46ZM244 44L246 47L244 46ZM77 45H79V46H77ZM238 45H239V47H238ZM240 45H242L241 48H240ZM253 45H254V47L255 46L256 47L254 48ZM259 45L260 46L262 45V47L260 48ZM164 46L166 48H164ZM243 46H244V48H243ZM103 47L106 50H103ZM242 48H243V50L245 48H247L244 50L246 52L242 51ZM119 49L114 48V50L121 52L122 50L121 49L119 50ZM195 51H198V52L202 51V52H199L200 54L203 53L202 55H200V57L201 58L206 57V58H204V60H202V62L199 61V60H201V58L199 59V57H198V60H196L197 56H199V53L196 52V54H195L194 53ZM238 51H240V53L243 55H240V53ZM165 52L166 53L169 52V55L171 54V56L174 53L176 55L175 56L176 58L174 56H172L173 58L172 57L169 58V56H167ZM251 52L252 53L254 52V53L251 55ZM191 53H193V54H191ZM235 53H237V54H235ZM103 54L101 55L98 51V54H97L98 56H96V60H97V63L99 65L107 66L108 62L106 61V59H103V57H102ZM154 54L158 55V56H155L156 58H154L153 57ZM247 54L250 56L246 57V56H248ZM148 55L150 56V59H151V57L153 58L151 61H153V60H155V61L159 60L160 61L161 60L160 62H157L158 64H156L157 66L159 65L161 67V68L159 67L158 73H156L157 71H155L157 69V67L152 65V64L155 65V63H156L155 61H154L155 63L154 62L152 63L151 61H150L151 63L148 61H145V59L147 60ZM161 55H162V57H164L163 55H166L170 60L175 59V61L169 62L167 60L169 62V63L167 62L169 64V66H168V64L165 65L166 63L164 64V62H166V61L163 60L165 58H162ZM190 55H194V56H190ZM195 55H197V56L195 57ZM239 55L241 56V58L239 57ZM134 56L136 58L137 57L139 58V56H140L142 63L138 62V61H140V58L136 59ZM235 56L238 57V59ZM142 57L144 58V62H143ZM158 57H161V58H158ZM131 60H133V61H131ZM135 60H138L137 61L138 65L135 64V62H136ZM148 60H149V57H148ZM176 61H177V63H176ZM178 61H181V62H179L180 64L178 63ZM147 62L149 63V67L147 66V68H145L146 65L148 64ZM160 63L161 64L163 63V65H160ZM190 63H192V64H190ZM150 64H151L152 68L153 67L156 68V69H154V68L152 69V72H154V74L151 72V69H149L150 71L148 70V68H151ZM175 64L176 65L178 64V65L176 66ZM133 65H136L138 68H135L136 66H133ZM144 65H145V67H144ZM179 65H180V67H179ZM140 66H142L143 68ZM162 66H164V67H162ZM169 67H171L173 69L175 67V69H177V70L174 69L176 72L171 73L172 71L171 72L169 71ZM144 69H146V70L144 71ZM124 71H125V73H124ZM145 72L148 74L147 77L146 76L143 77V75H146ZM148 72H150V73H148ZM159 73H161V75H163V73H164L163 76L166 79L165 78H162V79L159 78L158 79V75H156V74H159ZM170 73L174 74L173 76H175V77L173 78L172 75H168ZM177 73H178V75H177ZM121 75L124 78H122ZM159 76H160V74H159ZM137 77H140V78H138V81L135 80ZM160 77H162V76H160ZM169 77L171 78V81H170ZM126 78L128 79V81ZM160 79L162 82L160 81ZM115 80H113L114 83H115ZM166 80H167V82H166ZM181 81H185L183 85H186V87H184L180 83ZM177 82H179L178 85L176 84V86H174L175 83H177ZM137 83L139 85H137ZM159 83H161V84L163 83V84L159 85L160 86L159 87L158 86ZM60 84H62V86L67 90V92L64 95H62L60 97H56V98L54 96L51 97L50 95H49V97H47L48 94H44V96L40 95L39 96L40 106L38 109H80L74 100V96H73V92H72L73 91L72 83H70L69 81H62ZM115 86H117L119 88L121 86V88L117 89V87H115ZM138 86L140 89L138 88ZM122 87H123V89H122ZM114 88H116V90H118V91L113 93L112 91H116ZM171 88L172 89L176 88V89L172 90ZM137 89H139V91H137ZM169 89H171V90H169ZM141 90H143L144 93L141 92ZM167 90H169V91L167 92ZM125 91L126 92L129 91V93L131 95H129V93L127 95L130 98L126 97L127 95H123V93ZM172 91H176V92L174 93ZM121 92H123V93H121ZM118 93L119 94L121 93L120 94L121 96ZM136 93H137V95H135ZM161 93L162 94L164 93L163 96H159L157 98V96L161 95ZM108 94H109V96H107ZM122 95H123V97H122ZM134 95L136 96V98L134 97ZM138 96L141 98H139ZM133 97H134V100L132 99ZM124 98H126V99H124ZM142 98H144V99H142ZM128 99H130V100L128 101ZM132 101H134V103H132ZM105 102H108L109 104L105 103ZM213 102H216L218 104L219 109L214 110ZM172 103L176 104V105L175 104L173 105V107L175 106L176 108L171 107L170 104H172ZM107 104H108V106H107ZM177 108L180 109L179 110L180 112L178 111ZM158 109H159V111L157 112ZM168 109L171 112H169ZM172 109L173 110L175 109L174 113L178 114V112H179L181 114H179V115L174 114L172 112L173 111ZM184 109H185V111H184ZM188 111H194V112H189V113H194L195 116L197 117V120L199 119L200 122L197 121L196 126L190 125L189 127L187 126L188 128H186L185 126L184 127L178 126V124L176 122H175L176 123L175 125H172L173 121H176L179 119L185 120L184 118L189 114V113L187 114ZM239 114L241 116H239ZM149 115H151V117ZM159 115H162L161 118ZM148 116L150 117L149 119H148ZM153 116H154V118H153ZM165 116L167 118H165ZM168 116L169 117L175 116V118H178V119L170 118V119H172L170 122H165V121L170 120ZM146 118L149 120V122L152 124V126L150 123H148V121H144V120H147ZM151 118H152V121H151ZM155 119H156V121L158 120L157 123L159 125L156 123ZM128 120L131 121L132 126L134 125L135 128L138 127L140 124L144 125L147 123L150 126L149 127H148V125L147 126H145V125L139 126V128L141 127V129L137 128L139 133H137V130L133 128L134 131L136 130L135 133H137L138 135H141L140 137L138 136V139H136L137 135L134 132H132V130L130 131L129 127L128 128L126 127L127 130H125V128L123 127L124 125H126V126L130 125V124H128V122H129ZM153 121H155V122H153ZM113 124H116L115 126L119 127L120 129L123 127V129H121V131L122 130H125V131L123 133H121V135L119 134V136L114 134L113 131L111 130L112 127H114ZM197 124H199V125H197ZM154 125L155 126L156 125L161 126L162 132L160 130H159L160 132L157 131L159 128L158 126H156L157 128L155 130ZM132 126L130 125V127H132ZM145 127L149 128V129L148 128L147 129L149 130L148 132H149L150 136L148 134L144 133V130H145V132H147ZM152 127H153L155 132L152 131L153 130ZM195 127H198V128L195 129ZM193 128H194V130H193ZM107 130H108V132H107ZM128 130L130 132H132L134 134V136L131 133V137H130L129 136L130 132ZM111 131H112V133H111ZM127 131L129 132V134L127 133ZM151 132H153L152 135H151ZM157 132L160 135L162 133V135H161L162 139ZM229 132L233 133V135ZM142 133H144V134H142ZM155 134L158 135V137ZM80 135L82 137V140H85V141H87L88 139L90 141L92 138V137L90 138L91 134L86 132V131L82 132ZM146 135H148V137H150L149 138L150 140L147 138ZM231 135L233 136L232 138H231ZM144 136H146V137H144ZM154 138H155V142L157 143V145H159V143H160V145H163V146L165 145L164 149H166V148L169 149L168 146H169L170 142H172V144H174V143L181 144V145L178 144V146H179L178 154H179V156L180 155L181 156L178 157V154H174L175 152L173 153V155L170 154L171 152L168 153V151H170V150H167V149L164 150V149H162V146L159 147L156 145V143L154 146H152L154 144L153 143ZM158 138H160V139H158ZM156 140H158L159 143ZM94 141H91V142L94 143ZM151 141H153V142L151 143ZM137 142H139V143H137ZM103 143L107 146L106 152L102 151L104 149ZM99 144H101V145H99ZM149 145L151 146V148ZM100 146H103V147L100 149L99 148ZM127 146H125V147H127ZM95 147H97L100 150V152H102V154H99L100 153L99 150L95 149ZM156 147H157V149H156ZM91 148H93V149H91ZM147 148H149V149H147ZM151 149H152V151H154L156 149L157 152L156 153L152 152L153 153L152 154L150 151ZM159 149H160L161 153L158 152ZM191 149H193V151ZM188 150H189V152H187ZM114 151H116V152L114 153ZM132 152H134V151L132 150ZM183 153H184V155L182 156ZM114 154H116V155H114ZM219 154H220V156H219ZM96 155H98L99 157L101 156V158H99ZM136 155H138L137 157H139V158H141L142 156L143 157L141 159H139V158L137 159L136 157H134ZM175 155H177V156H175ZM132 157H133V160L131 159ZM174 157H176V158L178 157L177 161H176V158H174ZM110 158H112V159H110ZM260 158H261V160H260ZM112 160H114L113 163H112ZM102 161H104V162L102 163ZM110 161H111V163H110ZM160 161H162V160H160ZM105 162H107V163H105ZM131 162H130V164H131ZM148 163L150 164V169H152V173H151V170L149 169V167H147V166H149ZM107 164H108V166H107ZM154 164H155V162H154ZM178 164L180 165L181 163L177 162V166H179ZM221 164H223V165H221ZM226 164H227V166L231 167L232 170H239V171H234V172L235 173L237 172L236 174L238 176L242 174V176L239 177V179L236 178L240 181L237 180L236 182L234 181V183H230V182H232V180H236V179H233L236 177V174L231 173L232 170L229 167H227ZM103 165H106V166L104 167ZM113 165H116V166L114 167ZM165 165H166L165 167H168L167 164H165ZM111 166H113V167H111ZM162 167H164V165H162ZM162 167H161V169L164 170V168H162ZM175 167H176V165H175ZM224 167H225V169H224ZM105 168L110 169L111 172L109 173L107 171L108 169H105ZM221 168H222V171H224V170L228 171L229 170L228 171L229 174H232V176H231L232 179L230 178V176H229V180L227 178L223 179L225 181L228 180L229 182L227 181L226 183H230V186H229V184H227L228 186H224L225 181H223L221 179L222 177H218L220 172H222ZM227 168H229V169H227ZM146 169L150 170V172H149L150 176H148V177H150L148 179L150 182V183L148 182L149 184L146 182L147 177H145V180H143L144 179L143 177L146 175V172L148 173V171ZM161 169H159L160 175H161ZM217 169H218V171H217ZM144 170H146V172ZM163 170H162V173H163ZM159 171L157 173L158 175H159ZM238 172H240L241 174ZM247 172H249V173H247ZM119 174L122 175V170H121V173H119ZM234 175H235V177H233ZM248 175H251L252 177L248 176ZM128 176L130 179L128 178ZM254 176H255V178H254ZM245 178L248 180H249V178H251L249 180L250 182L248 180H246ZM128 179L132 183L129 182ZM219 179H221V181L223 183ZM125 180L128 182H126V184H123V183H125L124 182ZM256 180H259V181H256ZM144 181H145L146 185L143 183ZM247 181H248V183H247ZM256 182H258L261 186H259L258 183H256ZM233 185H236L238 187H235ZM142 186H143V188H142ZM203 186H204V189H203ZM199 187H201L202 189H200ZM233 188H235V189H233ZM229 190L231 192H229ZM232 192H234V193H232ZM133 194H132L133 196H129L130 198L133 197L132 202L130 200H129V202H131L133 204L134 196L137 199L135 201L139 202L141 200L140 201L141 204L138 202H137L138 204H136V202L133 204L136 206V209L135 208L134 209H135V211H137V213L135 212V214H137L136 216H137V218H139L140 216L142 217V215H140V214H142L144 211H147V210L150 211L151 207H150V209L147 208V204H148V203H146L147 200L143 198L144 199L143 200L144 202H143L141 196L140 197L138 196L139 195L138 192L133 193ZM151 194L155 195V196L157 195L156 193H151ZM151 194H150V196H151ZM186 194H187V196H186ZM225 194H228L227 195L228 197L226 196V198H228V199L224 198ZM103 195H102V199H104V200H102V202L105 204V206L107 205V206H110V208L116 209L117 212H119V215L123 216V218L125 220L127 218V220H126L127 224L125 225L126 230L124 228V231L127 232L128 230H131V231L127 232V234H126L127 237L138 236V234L136 235V233H138L137 231H139L138 230L139 226L133 220L136 218L131 219L132 216L134 215V213L132 216H129L132 213L129 212V210H127L126 208L120 207L112 195H111V197H109L110 196L109 194H103ZM189 195H190V197H189ZM155 196H153V198ZM160 196L164 197L163 195H160ZM129 197H128V199H129ZM207 197H208V199H207ZM138 198L139 199L141 198V199L139 200ZM207 200H209V202H207ZM223 200H226L228 202H224ZM233 200H235L236 203L233 202ZM191 202H192V206H191ZM80 203H81V201H80ZM137 205L139 206L138 208H137ZM148 205L151 206L150 204H148ZM200 206L202 207V210H201ZM204 206H207V209L203 208ZM161 207H163V209ZM155 209H154V211H155ZM205 209H206V211L208 210L207 213L205 212ZM141 210H142V212L140 213L139 211H141ZM163 210H164V213H161ZM243 210H244V215L242 212ZM248 210H250L249 212L252 211V213H249ZM149 211H147V212H149ZM151 211H153V209ZM128 212H129V215H128ZM246 212L249 213V215L253 214L252 216H249L250 220L248 219L247 216H245L247 214ZM138 213H140V214H138ZM204 213L207 215V217ZM222 214L223 215L225 214L224 216L226 218H224ZM219 215L220 216L222 215L221 219L223 221H224V219H226L225 222L222 221V223H224L223 227L220 226V225H222V223L220 224L217 222V221H219L218 219H220ZM174 216H175V218H174ZM215 216H216V218H218L217 221L215 219ZM141 217H140V219H137L138 221L140 220V222H141ZM206 218H207V220H204ZM234 218H236V220ZM237 218H239V219H237ZM159 219H160V221H158ZM232 220L235 222L232 223L233 222ZM226 221H228V222L226 223ZM236 221H239V222L237 223ZM115 222L117 223V219H115ZM241 222L243 224H244V222H246V223H245V225H243V224L241 225L240 224ZM168 223L172 226H170ZM225 223L228 224V226H231V227H227V230H231V231L227 232V230H226L227 225H225ZM213 224H215V225L213 226ZM130 225H132L134 227H130ZM184 225L186 226V228H188L187 227L188 225L190 226L188 228V230L193 229V230H191V234H189L190 238H193V239L197 238V237L202 238L203 241H205V242H203L201 239L203 244L201 245L200 244L201 241H200L199 242L200 245L198 244L199 246H197V245L192 244V240L190 241V239L187 238L188 236H186V238L189 239V242L187 241V239L181 240V239H184V236L182 234L183 230L186 229L184 227ZM224 225H225V228H224ZM163 226L165 227L164 230H166V231H163V229H162ZM232 226L234 228H232ZM244 226L245 227L248 226V227H246V230L244 229L245 228ZM169 227H172L173 230L174 229H176V230H174V231L172 229L170 230ZM193 227H195V229ZM167 229H169V230H167ZM233 229H235L236 231ZM142 230H143L142 234H144L146 229L143 228ZM181 230H182V233L179 234L181 232ZM205 230H208V229H205ZM222 230H224V231L222 232ZM241 230H243V231H241ZM172 231H173V234H170ZM193 231H195V232L193 233ZM196 231H198L197 232L198 234L196 233ZM233 231H235V232H233ZM122 232H123V230L121 228L116 230V236L118 238H120L119 236L122 234ZM140 232H141V230H140ZM160 232L164 233V235L162 234V237L160 235L161 234ZM225 233L232 234L231 239H230V235H228L229 241L230 240H232V241L234 240V241L233 242L230 241L231 244H229V245L226 244V242L222 243L223 241L226 240V238L225 239L223 238L226 235ZM130 234H131V236H129ZM221 235H222V237H221ZM134 237L131 239L128 238V242H126V243L124 242V240L119 241L120 239H118L119 242L124 243V245L122 243H120V245H119V243L117 242L119 253L121 252L120 254L126 252V250L128 251V249L131 246L133 247V245H134V247H136L135 249H138V251H140V247H141L140 245H142L143 243L141 242L139 237H137L136 239ZM174 237H175V239H174ZM233 237H234V239H233ZM176 238H178V239H176ZM222 238L224 239L223 241H222ZM175 240H176V242H175ZM219 240L222 241L220 243V245H219ZM182 241H184V242H182ZM129 242L132 243L133 245H131V246L129 245V248H128L127 245ZM140 242H141V244H140ZM185 242L187 244L190 243L189 246ZM176 243H177V245H176ZM150 244H148V245H150ZM158 244L155 243L156 246L153 244H151V245L155 246L153 248H156V250L158 251V249H159L157 247ZM164 244L168 245L170 247V251H168L169 247H168V249L166 248L167 246L165 247L166 249L163 247V246H165ZM122 245L123 246L126 245V247H120ZM171 245H173V246H171ZM142 246H144V249L147 248L145 250V252L147 250H149V248L152 249V246H150L149 248L148 247L145 248V246H147V244L142 245ZM176 246H178V247H176ZM193 246H194V248H193ZM195 246H197V247L195 248ZM134 247L129 249L131 252V253H129V251H128L129 254H133V251H131V250L134 249ZM189 247L191 249H189ZM120 248H122L121 250H125V251L122 252L120 250ZM183 249H185V250L183 251ZM166 250H167V252H166ZM248 250H251V252ZM138 251L135 250L134 253H137ZM177 251H178V254H177ZM230 251H232L233 254ZM128 253L126 252V254H128ZM149 253H150V251H148V253L146 252L147 255H149ZM249 253H254V256H253V254H251L252 255V257H251V255ZM247 254H249V256H246ZM133 255L139 256V254H133ZM183 255L181 257H183ZM170 256H168V258ZM151 257H152V255L150 256V258ZM166 257L167 256H165V258ZM188 257H190V259ZM243 257H245V259ZM168 258H166V260ZM246 258H248V259L250 258L249 259L250 261H248V259H246ZM163 260H165V259H163ZM174 260L172 261V264H177ZM246 260L248 263L246 262ZM138 263L144 264V260L143 259L141 260V257H140L138 259Z\"/></svg>",
    "mask_w": 264,
    "mask_h": 264
}]
</instances>
